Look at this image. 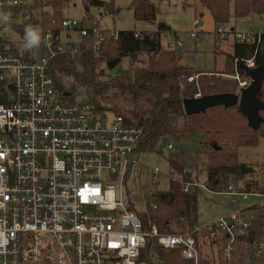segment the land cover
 Wrapping results in <instances>:
<instances>
[{
    "label": "built area",
    "instance_id": "obj_1",
    "mask_svg": "<svg viewBox=\"0 0 264 264\" xmlns=\"http://www.w3.org/2000/svg\"><path fill=\"white\" fill-rule=\"evenodd\" d=\"M7 5L21 2L0 0V11ZM201 24L197 20L196 28ZM62 26L80 39L64 44L61 36L46 33L39 60L22 57L0 39V264H139L150 239L180 250L193 264H199L202 242L214 248L215 264H264V227L259 231L256 225L264 193L246 191L238 182L223 193L234 207L213 223L197 225L193 233L144 230L124 197L144 129L95 104L76 103L57 88L50 67L57 55L77 53L83 39L98 52L105 38L117 39L118 32L66 19ZM223 34L219 28L215 35ZM168 39L183 49L184 43ZM234 39L257 44L261 33H235ZM245 65L257 67L254 59ZM235 80L240 91L251 84L238 74ZM167 149L174 147L167 143ZM153 175L157 184L161 171ZM192 186L201 187L188 184L185 192ZM251 198L256 203L249 204Z\"/></svg>",
    "mask_w": 264,
    "mask_h": 264
},
{
    "label": "trees",
    "instance_id": "obj_2",
    "mask_svg": "<svg viewBox=\"0 0 264 264\" xmlns=\"http://www.w3.org/2000/svg\"><path fill=\"white\" fill-rule=\"evenodd\" d=\"M43 1L45 6L53 9V15L41 24L43 29L41 42L38 47L32 48L33 50L42 49V38L46 33H52L55 37L62 35L64 32L62 21L65 18L61 9L70 2V0ZM83 2L85 8L94 7L109 15H116L113 1L83 0ZM199 2L210 11L216 26L228 24L232 17L246 18L251 14L264 16V0H199ZM20 9L21 5H7L0 13L17 15ZM130 9L136 21L154 23L159 15V8L154 0H132ZM82 23L92 25L87 18H84ZM169 34L174 36V38L170 37L171 39L176 40L177 33L168 25H159L152 32L121 31L118 32L117 39L106 37L98 52L89 44V40L83 39L77 53H62L51 61L50 67L56 86L72 96L75 86L91 90L94 94V104L101 112L109 111L102 103L112 92L115 96L124 97L126 103L132 105L131 107H136L141 99H151L153 105L149 111L135 113V121H128L144 129L138 154L156 153L162 140L167 144L170 139L182 141L198 135L209 136L212 133L219 135L220 141L205 142L204 150L208 157L206 187L212 192L224 193L228 191L233 178L238 182H244L246 177L241 175L237 153L228 152L218 142L231 139L236 148L257 146L260 138L264 137V110L260 112L263 122L258 128L249 124L247 117L242 114L238 106L218 107L204 114L187 116L183 101L198 94L197 85L199 87L201 85L202 97L236 95L240 87L238 82L233 80L214 79L215 83L210 82L209 76L203 73L195 74L189 68L182 66L180 56L176 52L177 48L169 49L163 45L164 37ZM168 46L170 47L171 44L168 43ZM143 56L147 59L142 60ZM118 58L121 61L128 59L132 71L107 80L106 64ZM229 59L233 67L231 74L237 69L238 75L247 78L243 69L245 61L254 59L257 67L264 65V34H261V42L257 44L235 42ZM138 62L143 63V66L136 67ZM191 77H196L197 80L194 79V83L188 84L187 80ZM67 80L71 85L65 83ZM257 99L264 103V82ZM167 161L169 176H174L173 180H170L169 190L153 192L151 196L148 195L149 192L146 195L145 210L142 212H138L134 205L130 209L138 214L146 231H151L152 227L156 226L162 234H173L178 231L193 233L198 225L197 191L188 193L184 190L185 184H190L191 179L187 157L181 151L173 152L169 154ZM179 176L183 178L186 176V180H181ZM245 185L246 191L255 189L264 193V187L256 181H250ZM256 208L260 219L256 225L259 231H263L264 206ZM195 237L200 240L199 235L195 234ZM155 255L159 258L158 262L152 259ZM143 261L147 264L193 263L185 260L180 250L165 249L153 239L149 240L138 263ZM199 264H213V262L202 253Z\"/></svg>",
    "mask_w": 264,
    "mask_h": 264
},
{
    "label": "rangeland",
    "instance_id": "obj_3",
    "mask_svg": "<svg viewBox=\"0 0 264 264\" xmlns=\"http://www.w3.org/2000/svg\"><path fill=\"white\" fill-rule=\"evenodd\" d=\"M19 1L21 2L20 13L10 15L7 22L0 20V39L12 45L22 57L39 60L43 57L42 50L31 49L26 51L23 47L25 28L34 27L38 29L40 37H42L43 29L41 24L53 15V9L45 6L43 0ZM100 1H113L116 15H109L94 7L85 8L83 0H70L66 4L67 6L61 9V12L66 20L82 22L84 18H87L100 31L106 32L135 31L137 33H144L155 31L159 25H168L177 33L175 39L184 43L183 49H176L177 54L180 56V64L189 68L195 74L203 73L209 76L208 81L213 83H215L214 79L236 81L235 77L238 74L236 64L234 63L236 72L231 74L233 67L229 59L235 43V33L254 32L264 34V16L251 14L246 18L232 17L228 24L216 26L210 11L203 7L199 0H154L159 8L157 21L154 23L135 20L133 11L130 9L132 0ZM197 20L202 21V24L196 28L195 22ZM219 28L224 31V34L216 37L215 34ZM193 32H198L195 39L191 37ZM165 37L170 38L172 36L169 34ZM79 39V34L72 31L64 30L61 35V42L64 44L77 42ZM163 45L166 48L175 49L172 44L170 47L168 46V40L166 46V39H164ZM145 57L143 56L142 60H146L147 58ZM135 66L141 67L143 63L138 62ZM131 71L129 60L124 59L114 70L110 71L107 69L105 78L107 80L113 79ZM240 78L241 80L246 79L241 76ZM192 79L197 80L196 77H191L187 80V83H194ZM65 83L68 86L69 84L71 85L69 80ZM197 87L198 94L196 96H201V85L200 87L197 85ZM240 92L239 90L238 94ZM72 93V98H74L76 103L85 102L90 105L94 104V94L91 90L75 86ZM125 100L124 97L115 96L112 92L102 105L105 109L109 110L108 112L122 115L130 122L132 120L135 121V113L149 111L153 105L149 98L141 99L136 107H131L132 105L127 104ZM212 135H198L182 141L170 139L168 143L173 145V151H169L165 140H162L156 153H140L139 156L135 154L131 159L138 160V162L133 165L124 186V197L126 200L130 201L138 212H142L145 210L147 203L146 195L149 192L150 194L148 195L151 196L153 192L169 190L170 171L167 158L170 153L181 151L188 160V168L191 173L190 184H199L201 186L190 187L191 192L197 191L198 227L203 228L216 221L219 217L229 213L232 210L231 208H233V199L221 193L215 194V192L210 191L206 187L208 157L206 156V150H204L205 142L210 140L220 141L219 135L216 136L213 133ZM218 143L224 149H227L228 152L237 153L240 168L242 165H245L252 170L251 173L245 176L244 182H238L235 178L232 179V182H238L246 186V183L256 181L260 186L264 187V137H261L259 144L254 147L236 148L231 139ZM156 169L161 171V175L157 180V184H153V171ZM179 177L181 180H186V176L184 178L183 176ZM110 184L117 185V182L111 181ZM187 185L188 183L185 184V186ZM248 203H252V198ZM202 243V253H205L204 256L207 255L213 264H215L217 256H215L214 248L209 247V244L205 242ZM152 259L154 262L159 261L156 255ZM143 263L147 264L145 261Z\"/></svg>",
    "mask_w": 264,
    "mask_h": 264
},
{
    "label": "water",
    "instance_id": "obj_4",
    "mask_svg": "<svg viewBox=\"0 0 264 264\" xmlns=\"http://www.w3.org/2000/svg\"><path fill=\"white\" fill-rule=\"evenodd\" d=\"M88 11V9H87ZM121 62V59L109 61L106 64L108 70H114ZM243 69L246 76L251 80L248 88L241 91L240 94H222L203 96L199 98L185 99L183 101L184 112L187 116L204 114L211 109L224 107L232 108L238 106L243 115L249 121V124L254 128H258L263 122L260 112L264 110V103L257 99L258 92L264 82V65L256 68H249L244 65ZM215 148L217 146L215 145ZM241 175L246 176L251 173L247 166L242 165L240 168Z\"/></svg>",
    "mask_w": 264,
    "mask_h": 264
},
{
    "label": "clouds",
    "instance_id": "obj_5",
    "mask_svg": "<svg viewBox=\"0 0 264 264\" xmlns=\"http://www.w3.org/2000/svg\"><path fill=\"white\" fill-rule=\"evenodd\" d=\"M10 18L8 13H0V20L7 22ZM41 42L39 30L34 27L25 28L23 47L26 51L31 50L34 47H38Z\"/></svg>",
    "mask_w": 264,
    "mask_h": 264
},
{
    "label": "crops",
    "instance_id": "obj_6",
    "mask_svg": "<svg viewBox=\"0 0 264 264\" xmlns=\"http://www.w3.org/2000/svg\"><path fill=\"white\" fill-rule=\"evenodd\" d=\"M234 34V33H233ZM165 39H166V43H167V39H168V37H165ZM168 40H170V39H168ZM235 42V41H234ZM240 184V186H244L243 184H241V183H239ZM216 194V193H215ZM221 194H223V193H221ZM225 195V194H224ZM256 201H257V199H255V198H252V203H256ZM234 207V206H233ZM232 209V208H231Z\"/></svg>",
    "mask_w": 264,
    "mask_h": 264
},
{
    "label": "bare ground",
    "instance_id": "obj_7",
    "mask_svg": "<svg viewBox=\"0 0 264 264\" xmlns=\"http://www.w3.org/2000/svg\"><path fill=\"white\" fill-rule=\"evenodd\" d=\"M209 247H210V245H209ZM203 248H205V247H203ZM208 248V247H207ZM209 249V248H208ZM215 251V250H214ZM216 253V252H215ZM205 254V253H204ZM207 256V255H206ZM211 256H213L212 254H211ZM216 256V255H215ZM208 258V257H207ZM213 258V257H212ZM188 261V260H187ZM200 262V261H199ZM193 264V263H192Z\"/></svg>",
    "mask_w": 264,
    "mask_h": 264
}]
</instances>
